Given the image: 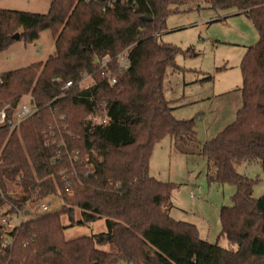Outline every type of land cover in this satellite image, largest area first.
<instances>
[{
    "label": "trees",
    "instance_id": "16d2710c",
    "mask_svg": "<svg viewBox=\"0 0 264 264\" xmlns=\"http://www.w3.org/2000/svg\"><path fill=\"white\" fill-rule=\"evenodd\" d=\"M195 1L53 0L46 15L0 9V53L19 41L34 44L47 30L56 47L45 63L0 76V111L26 98L34 108L18 131L0 129V202L26 210L51 196L61 201L46 214L26 210L27 220L7 235L0 227V264H264V195L255 199L256 181L237 171L243 163L264 171V0H202L236 10L259 34L242 61L235 121L197 147L209 181L236 188L233 205L221 210V237L231 247L204 241L194 224L173 218L176 185L150 173L154 147L166 137L197 142L196 120H177L165 97L179 51L159 41L168 19ZM127 49L130 69L111 86L94 60ZM12 185L22 191L12 194ZM65 217L71 226L104 220L107 231L67 240ZM5 239L11 244L2 249Z\"/></svg>",
    "mask_w": 264,
    "mask_h": 264
},
{
    "label": "rangeland",
    "instance_id": "374dc122",
    "mask_svg": "<svg viewBox=\"0 0 264 264\" xmlns=\"http://www.w3.org/2000/svg\"><path fill=\"white\" fill-rule=\"evenodd\" d=\"M52 1L0 0V9L46 15ZM189 8L192 11L168 19L166 31L159 41L179 51L175 60L177 68L169 69L165 78V97L175 108L173 115L177 120H196L197 142L192 144L166 137L154 147L150 173L161 182L176 185L172 197L173 218L194 224L204 241L230 248L227 238L221 237V210L233 205L236 188L209 181L207 160L197 147L216 138L235 121L242 108V61L247 49L258 43L259 34L254 24L234 9L216 11L206 7L202 0L195 1ZM55 55L53 33L44 31L34 44L19 41L0 53V76L35 63H45ZM27 101L30 98L24 99L23 103ZM237 171L256 181L254 198H261L264 195V171L260 164L243 163ZM21 191L14 185L10 189L14 195ZM49 198L56 201L58 208L61 206L59 197ZM26 210L37 213L30 204ZM80 221L81 214L76 212L75 222ZM63 224L67 240L107 231L104 220L89 226H71L65 217ZM101 249L110 248L104 246Z\"/></svg>",
    "mask_w": 264,
    "mask_h": 264
},
{
    "label": "built area",
    "instance_id": "2783aa9c",
    "mask_svg": "<svg viewBox=\"0 0 264 264\" xmlns=\"http://www.w3.org/2000/svg\"><path fill=\"white\" fill-rule=\"evenodd\" d=\"M112 1L114 0H108L110 6ZM130 52L131 50L127 49L115 57L105 55L94 60L97 72L111 86L118 83L117 77L119 75L124 74L130 69ZM91 82V75L86 76L81 82L82 89H88ZM72 87L73 83L70 82L64 87V90ZM33 114L34 108L30 101L21 103L17 105L16 108H13L10 105L6 106L0 111V129L5 128L13 132L18 131L21 124L30 119ZM103 123L106 124L107 121L104 120ZM57 209L58 205L56 204V201L50 198L40 201L36 206V212L38 214H46ZM28 216V211L15 208L7 202L4 204H1L0 202V227L3 228L5 235L13 232L16 228L21 226V224L27 220ZM10 244L11 242L9 239H5L2 242L1 247L2 249H6Z\"/></svg>",
    "mask_w": 264,
    "mask_h": 264
},
{
    "label": "water",
    "instance_id": "95a60500",
    "mask_svg": "<svg viewBox=\"0 0 264 264\" xmlns=\"http://www.w3.org/2000/svg\"><path fill=\"white\" fill-rule=\"evenodd\" d=\"M146 21H151V20H146ZM16 105V104H15Z\"/></svg>",
    "mask_w": 264,
    "mask_h": 264
},
{
    "label": "crops",
    "instance_id": "0c3cea01",
    "mask_svg": "<svg viewBox=\"0 0 264 264\" xmlns=\"http://www.w3.org/2000/svg\"><path fill=\"white\" fill-rule=\"evenodd\" d=\"M238 15H240V14H238Z\"/></svg>",
    "mask_w": 264,
    "mask_h": 264
}]
</instances>
